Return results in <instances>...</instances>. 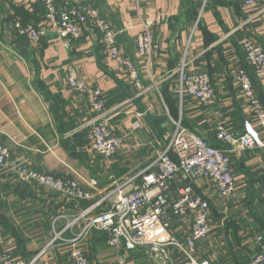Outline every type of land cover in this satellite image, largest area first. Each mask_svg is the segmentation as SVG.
<instances>
[{
	"label": "crops",
	"instance_id": "1",
	"mask_svg": "<svg viewBox=\"0 0 264 264\" xmlns=\"http://www.w3.org/2000/svg\"><path fill=\"white\" fill-rule=\"evenodd\" d=\"M54 2L58 11L66 4L97 11L116 34L121 57L136 68L142 90L135 88L109 55L99 35L83 31L68 50L52 32L37 45H30L21 40L13 25L43 26L44 9L30 0H0V144L12 161L37 173L73 179L92 194L91 201L74 203L34 184L20 183L12 174L3 175L0 232L11 241L15 257L31 264H69L73 244L83 250L88 264H119L122 256L124 264H158L145 249L125 254L107 247L99 231H84L85 220L69 226L89 205H95L94 214L105 212L110 205L103 199L105 195L155 161L164 147L161 134L168 117L172 118L169 110L175 119L183 118V127L210 145L218 144L215 134L219 126L240 133L247 127L256 129L237 72L247 73L264 108V80L253 77L241 49L248 40L264 51V19L240 0ZM147 19L152 22L153 43L150 60L145 62L137 56L136 37L141 22ZM184 57L188 73H205L210 78L214 96L205 106L176 94V72ZM68 67L75 68L87 87L102 91L111 132L123 141L109 161L91 150L94 116L88 96L67 88ZM138 113L155 118L154 128L144 119L139 121ZM137 121L140 128L133 130ZM261 137L264 141V134ZM224 150L236 182L235 199L223 203L207 182L195 184L196 193L210 206L213 227L209 237L196 245L195 255L211 264H232L222 259L229 252L239 260L249 259L256 252L254 237L264 232V148ZM138 167L143 169L131 174ZM189 230L187 218L169 225V232L178 240L187 237ZM57 234L60 239L48 246ZM168 256L169 264L183 262L173 249Z\"/></svg>",
	"mask_w": 264,
	"mask_h": 264
},
{
	"label": "built area",
	"instance_id": "2",
	"mask_svg": "<svg viewBox=\"0 0 264 264\" xmlns=\"http://www.w3.org/2000/svg\"><path fill=\"white\" fill-rule=\"evenodd\" d=\"M124 1L136 4L139 2ZM240 1L246 9L254 11L255 16L264 19V0ZM30 2L44 9L45 23L41 27L21 23L13 25L14 31L28 44L37 45L45 39L48 32H52L55 39L62 42L63 48L68 50L73 41L81 38L83 31L97 34L102 38L109 55L126 71L135 88L142 90L136 68L130 61L121 57L116 45V34L97 11L75 9L68 4L58 11L54 0ZM140 27L141 33L136 37V52L140 59L148 62L152 54V22L149 19L144 20ZM241 49L253 77L263 81V49L248 40L242 42ZM186 66L184 57L176 72V94L179 99L188 97L200 106L209 104L214 96L209 76L205 73H188ZM237 80L256 129L247 127L245 132L240 133L219 126L215 134L216 141L233 152L263 149L264 141L261 136L264 134V108L259 103L252 81L244 70L237 72ZM66 86L88 96L90 112L94 116L90 131L91 150L105 161H109L123 147V141L111 132L110 118L101 89L87 87L73 67L66 69ZM145 115L146 113H138L136 117L140 121ZM139 121L134 123L133 130L140 128ZM162 141L164 147L153 163L105 195L103 199L110 201L105 212L94 214L95 205H89L79 212L69 227L85 220L84 231H99L105 236L107 247L125 254L145 249L158 264H169V249H173L182 257V264H211L206 260H197L195 255L196 245L206 240L213 231L210 206L196 193L195 184L200 181L207 182L223 203L234 200L236 182L229 154L224 149L212 147L205 139L183 127L180 117H168ZM6 174L14 175L20 183L34 184L74 203H86L92 199V194L73 179L37 173L22 163L12 161L8 150L0 144V177ZM91 184L96 185L94 182ZM185 218L190 221L189 234L183 240H178L169 232V222ZM58 239L60 234H57L48 246ZM254 244L256 253L250 257L247 264H264L263 236L256 235ZM0 251V264H31L15 257L11 241L1 232ZM118 263H125L124 256L119 258ZM69 264H88L85 253L76 244L71 247Z\"/></svg>",
	"mask_w": 264,
	"mask_h": 264
},
{
	"label": "trees",
	"instance_id": "3",
	"mask_svg": "<svg viewBox=\"0 0 264 264\" xmlns=\"http://www.w3.org/2000/svg\"><path fill=\"white\" fill-rule=\"evenodd\" d=\"M22 25H28V24H24V23H21ZM21 37V36H20ZM24 39V38H23ZM21 40H22V37H21ZM25 40V39H24ZM248 67V66H247ZM168 104V103H167ZM169 114H170V116L173 118V119H175L176 118V115L175 114H173V112H170V110H169ZM181 123H182V125L183 126H185V124H184V121H183V118H181ZM186 127V126H185ZM161 132L160 131H158V135L160 134ZM163 133V132H162ZM161 137H162V134H161ZM218 143V142H217ZM210 145V144H209ZM212 147H214V148H216V149H224V148H226L225 146H223V145H221L220 143H218L217 145H211ZM230 165H231V161H230ZM174 221L176 220V219H173ZM258 235H262L263 236V239H264V232L263 233H261V234H258ZM104 238H105V236H104ZM106 240V239H105ZM56 242V241H55ZM106 242V241H105ZM256 253V252H255ZM254 253V254H255ZM253 254V255H254ZM252 255V256H253ZM250 259V258H249ZM249 259L247 258V257H243V259H241V260H239L238 258H236V257H234V261H233V263L234 264H247L248 263V261H249ZM88 261V260H87ZM232 263V264H233Z\"/></svg>",
	"mask_w": 264,
	"mask_h": 264
},
{
	"label": "rangeland",
	"instance_id": "4",
	"mask_svg": "<svg viewBox=\"0 0 264 264\" xmlns=\"http://www.w3.org/2000/svg\"><path fill=\"white\" fill-rule=\"evenodd\" d=\"M117 154H118V153H117ZM131 169H133V168L131 167ZM131 169H129V171H130ZM141 169H143V168L138 167V168H136V170H132L131 174H132V173H136V171L139 172ZM126 171L128 172V169H127ZM122 172H124V171H123V170H121V171L119 170V173H122ZM117 173H118V172H117ZM122 174H123V173H122ZM171 224H172V221L169 222V225H171ZM230 244H231V243H230ZM228 246H229V245H228ZM234 246H235V244H234ZM137 250H138V249H137ZM232 251H233V249H232ZM232 251H231V252H232ZM246 252H247V251H246ZM222 259H223V262H225L226 260H227V261L229 260V261H232V262H233V261H234V256L229 252V254H225V257L223 256ZM224 260H225V261H224Z\"/></svg>",
	"mask_w": 264,
	"mask_h": 264
},
{
	"label": "water",
	"instance_id": "5",
	"mask_svg": "<svg viewBox=\"0 0 264 264\" xmlns=\"http://www.w3.org/2000/svg\"><path fill=\"white\" fill-rule=\"evenodd\" d=\"M144 120L150 125L151 128H154V124L156 123V119L153 118L150 115H145L144 116Z\"/></svg>",
	"mask_w": 264,
	"mask_h": 264
}]
</instances>
